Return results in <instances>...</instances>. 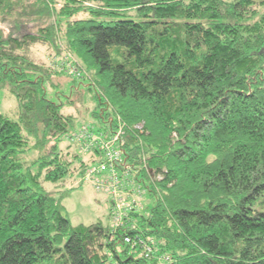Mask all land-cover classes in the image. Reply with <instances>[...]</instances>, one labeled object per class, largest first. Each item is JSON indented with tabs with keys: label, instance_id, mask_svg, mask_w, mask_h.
I'll return each instance as SVG.
<instances>
[{
	"label": "trees",
	"instance_id": "16d2710c",
	"mask_svg": "<svg viewBox=\"0 0 264 264\" xmlns=\"http://www.w3.org/2000/svg\"><path fill=\"white\" fill-rule=\"evenodd\" d=\"M60 42L91 75L93 116L124 121L152 203L115 234L61 205L87 162L60 147L77 126L48 95L60 72L27 55ZM0 88L17 103L0 113V264H264V0H0Z\"/></svg>",
	"mask_w": 264,
	"mask_h": 264
},
{
	"label": "rangeland",
	"instance_id": "374dc122",
	"mask_svg": "<svg viewBox=\"0 0 264 264\" xmlns=\"http://www.w3.org/2000/svg\"><path fill=\"white\" fill-rule=\"evenodd\" d=\"M32 1L33 0H30V2ZM59 6L60 5L57 4L56 8H59ZM83 15V13L82 15L78 14L77 17H82ZM131 15L132 16L130 18L134 20H150V18L136 17L134 11L131 12ZM117 18L118 17L113 16L111 19L114 20ZM156 26L161 27V25ZM31 29L33 30L34 27L32 26ZM60 47L63 50L61 49L62 52H58V54L52 48L43 44L32 45L27 51L28 57L36 63L44 67L54 69L58 73L60 72V74H58L59 76L52 79L53 82L59 84L57 90L58 93H54L56 91L53 89L49 90V88L48 95L52 100L60 101L62 104H64L62 111L65 114H71L75 117L74 120L77 126L76 130L72 132V134L75 133L77 129L82 125L86 124L93 125L98 132L107 130L106 126L109 123H103L102 121H100V119H98L97 116H93V113L97 114L101 112L98 107V99L96 98L95 91L93 90V88L88 90L86 83L80 84L81 79L89 80L91 78L90 73L88 74L87 70L83 67L82 63L76 58V56L67 51L68 49L62 42H60L59 48ZM114 49L115 47H110L111 57L114 60L117 59L122 62L123 55H116ZM70 66H73L77 69L76 73H78V75H73L72 71L69 70ZM72 79L74 80V82ZM73 85H77L76 89H74L73 87L70 88ZM104 112L108 113L107 110ZM104 112H102V114ZM0 113L4 114L10 119L17 118L16 100L4 88H0ZM114 115L115 114H113V116ZM113 116L109 115L108 119H106L107 116L104 115L102 119L110 121V123L112 124ZM72 134L69 136L70 140H72ZM70 140L68 139V137L63 139V142L60 144V147L63 151L66 150L67 145L69 146V144H73V141ZM74 147H77V153L80 155V157H82V160L85 161V163L87 162V165L82 167L81 173L78 163H75V165L70 167V170L66 175L65 188H67V190L71 188L72 190H68L67 193H57L63 196L61 205L63 206L72 225H88L96 221H101L105 225L112 226L111 232L115 234V229L124 227V220L120 217V220L117 221V219H119V214L118 212H115L116 208L110 209L112 204L111 196H108L103 191L96 190L93 184L89 182L90 179H83L86 177L84 172L87 169L88 165L92 164L93 162H97L100 157V153H95L94 155L90 153H82V151L80 152L77 144L76 146L74 145ZM73 149L74 148L70 146L68 150H70L71 153V151L74 152ZM46 188L50 189L51 186L46 184ZM58 190L63 191L65 189L63 187H59ZM143 196L144 197H141L139 199L136 198V200H138L141 205L139 209H142L144 205L152 204L150 201V197L147 194H144ZM115 221L119 222L117 226H114ZM131 226L133 228V225ZM138 238L140 239V237Z\"/></svg>",
	"mask_w": 264,
	"mask_h": 264
},
{
	"label": "built area",
	"instance_id": "2783aa9c",
	"mask_svg": "<svg viewBox=\"0 0 264 264\" xmlns=\"http://www.w3.org/2000/svg\"><path fill=\"white\" fill-rule=\"evenodd\" d=\"M69 70L76 76V68L70 66ZM142 125H137L135 128H141ZM125 123L122 121L118 114H115L112 119V127L106 126L107 130L97 131L91 124L82 125L71 136L82 153H100L97 162L88 165L85 170L84 180H89L96 190L105 192L111 196L112 204L110 209L116 208L119 219H124L127 213L134 209L141 207L136 198H141L144 188L139 181L140 166L134 165L127 160L124 154V136H125ZM145 157H143L144 161ZM141 167H144V164ZM137 177V179H136ZM119 208V209H117ZM110 212V211H109ZM114 215V214H113ZM119 222L115 221L117 226ZM139 240V242H138ZM124 241L131 243V246H141L144 240L138 237L129 239L125 236ZM146 252H149V247H145ZM146 253L145 255H148Z\"/></svg>",
	"mask_w": 264,
	"mask_h": 264
}]
</instances>
